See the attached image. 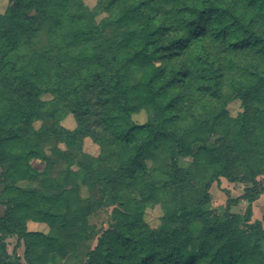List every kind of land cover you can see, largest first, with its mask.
I'll return each instance as SVG.
<instances>
[{"label": "trees", "instance_id": "trees-1", "mask_svg": "<svg viewBox=\"0 0 264 264\" xmlns=\"http://www.w3.org/2000/svg\"><path fill=\"white\" fill-rule=\"evenodd\" d=\"M84 11L106 16L92 24ZM142 111L145 121H133ZM68 113L73 129L62 125ZM213 135L221 143L211 146ZM85 137L97 156L83 152ZM50 140L64 143L54 153L74 184L55 193L56 181L31 164L51 162L42 149ZM159 157L169 161L148 164ZM179 158L201 163L203 176ZM263 173L264 0H96L91 9L8 0L0 12V264H58L93 236L73 264H264V213L251 221ZM221 177L243 186L229 200L246 201L244 214L205 207ZM31 180L38 188L17 184ZM79 181L99 195L81 199ZM156 205L151 226L145 214ZM102 206L112 209L98 230L88 216ZM28 220L59 227L29 231ZM13 236L23 258L8 251Z\"/></svg>", "mask_w": 264, "mask_h": 264}, {"label": "rangeland", "instance_id": "rangeland-1", "mask_svg": "<svg viewBox=\"0 0 264 264\" xmlns=\"http://www.w3.org/2000/svg\"><path fill=\"white\" fill-rule=\"evenodd\" d=\"M84 6L88 9H91L95 6L96 0H81ZM8 4V0H0V12L4 11L5 7ZM84 16L86 20L89 23H99L105 16V13H99L97 15H92L88 11H84ZM46 37H47V25H43L40 30L38 31V35L36 37L37 42L40 45L46 44ZM49 94H43L41 95V99H49ZM227 110L229 112V115L231 117H236L237 114L242 110L241 104L239 100H233L227 105ZM146 119L145 113L142 111L140 113L134 114L132 116V120L135 122H144ZM45 121L47 123L50 122V119L45 117ZM62 121V125L66 128L73 129L75 127V120L71 113L66 114ZM41 121H36L33 123L34 128L38 129L40 127ZM43 138L42 135L38 136V140H41ZM221 143V138L217 135H213L210 138V145L215 146L217 144ZM55 147L64 149L65 145L63 142H55L53 140L46 141L42 143V149L46 156L49 157L50 163H46L44 160L40 159H33L31 160L32 166L37 169L39 172H45V175H47L50 178H53L54 181L57 183V187H50L47 189L49 192L58 191L60 186H65L67 188L73 187L74 184L71 182V179L68 178L65 175L66 172V166L64 160L58 159L55 156L54 149ZM82 150L83 152L97 156L100 149L97 144H95L90 138L85 137L82 139ZM81 160H84L83 157ZM161 161H169L168 157H159L155 160L149 161L148 164L151 166L157 165ZM178 165L182 167L189 168L193 173L197 174L198 176H203L204 170L203 165L201 163H195L190 160H184L179 158L178 159ZM257 179L259 180L260 184L262 185V182L264 184V173L260 176H257ZM18 186L22 189H32V188H38L40 185V182L38 180H31V181H20L17 183ZM77 190H78V196L81 199H87L91 195L93 197H97L99 195V189L96 184L94 186H86L81 181L77 182ZM243 188V186H242ZM240 185H237L236 183L229 182L226 178L221 177L218 181H214L211 183L210 187L208 188V195H209V201L205 205L206 208L210 209L212 212L217 213L219 215H223L224 213H238V214H244V211L247 207V202L239 199L237 203H233L229 200V198H235L240 197L243 193V189ZM262 196L260 200H258ZM258 197V201L255 204V208L253 209L252 204V215H251V221L255 219H260L264 213V193H262ZM112 207L111 206H102L97 208L94 212H92L88 216V222L94 225L95 229H103L108 226V221L110 217ZM5 211V206L0 204V215L3 214ZM162 214L161 208L159 205L153 206L152 208L147 209L145 218L148 221V223L151 226H157L159 224V218ZM59 227L58 221H51V223H44V222H36L33 220H28L26 222V228L29 231H39L47 235H54L57 228ZM97 240V236H93L85 241L77 242V250L75 251L74 255H68L67 258H62L58 261V264H73L77 262V258H83L84 253L91 249ZM7 248L9 252H12L13 249L17 251V253L20 255L21 258H23V242L20 241L16 236L10 237L7 239ZM22 262L23 259H22Z\"/></svg>", "mask_w": 264, "mask_h": 264}, {"label": "crops", "instance_id": "crops-1", "mask_svg": "<svg viewBox=\"0 0 264 264\" xmlns=\"http://www.w3.org/2000/svg\"><path fill=\"white\" fill-rule=\"evenodd\" d=\"M261 198H262V196H260V198H259L258 200H260ZM258 200H256V201L254 202V204H253V209L255 208V204H256V202H257Z\"/></svg>", "mask_w": 264, "mask_h": 264}]
</instances>
